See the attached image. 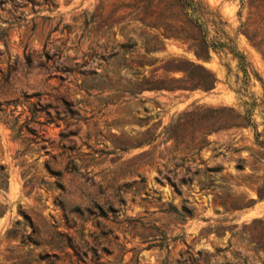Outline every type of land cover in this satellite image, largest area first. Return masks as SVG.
Returning <instances> with one entry per match:
<instances>
[{"label":"rangeland","instance_id":"1","mask_svg":"<svg viewBox=\"0 0 264 264\" xmlns=\"http://www.w3.org/2000/svg\"><path fill=\"white\" fill-rule=\"evenodd\" d=\"M0 264H264V0H0Z\"/></svg>","mask_w":264,"mask_h":264},{"label":"trees","instance_id":"2","mask_svg":"<svg viewBox=\"0 0 264 264\" xmlns=\"http://www.w3.org/2000/svg\"><path fill=\"white\" fill-rule=\"evenodd\" d=\"M175 211H178L176 207L173 208Z\"/></svg>","mask_w":264,"mask_h":264}]
</instances>
